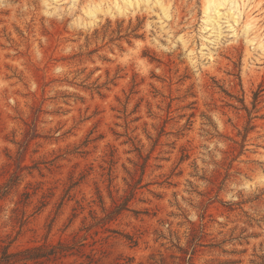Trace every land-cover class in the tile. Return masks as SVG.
<instances>
[{
    "label": "rangeland",
    "instance_id": "obj_1",
    "mask_svg": "<svg viewBox=\"0 0 264 264\" xmlns=\"http://www.w3.org/2000/svg\"><path fill=\"white\" fill-rule=\"evenodd\" d=\"M215 4L0 0V264H264V0Z\"/></svg>",
    "mask_w": 264,
    "mask_h": 264
},
{
    "label": "trees",
    "instance_id": "obj_2",
    "mask_svg": "<svg viewBox=\"0 0 264 264\" xmlns=\"http://www.w3.org/2000/svg\"><path fill=\"white\" fill-rule=\"evenodd\" d=\"M66 248H68V246L64 245L62 242H59L58 246H52L49 251H46L44 246L39 245V246L25 248L16 253L4 252V257L9 259L10 257H14L16 255L18 256L16 260H20L23 261V263H25L26 261H30V260L37 261L38 259H41L43 257H48L49 255H55L57 253H60L62 250H65Z\"/></svg>",
    "mask_w": 264,
    "mask_h": 264
},
{
    "label": "bare ground",
    "instance_id": "obj_3",
    "mask_svg": "<svg viewBox=\"0 0 264 264\" xmlns=\"http://www.w3.org/2000/svg\"><path fill=\"white\" fill-rule=\"evenodd\" d=\"M216 0H207V5L205 7L206 10L214 9L215 12H217L218 5L215 4ZM213 4V6L211 5ZM237 16H242L241 14H244V25L246 28L251 30H257L256 28V22L255 18L252 13V6L246 4V2H243V5H237Z\"/></svg>",
    "mask_w": 264,
    "mask_h": 264
}]
</instances>
